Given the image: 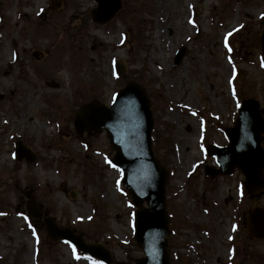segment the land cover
<instances>
[{"label":"rangeland","instance_id":"374dc122","mask_svg":"<svg viewBox=\"0 0 264 264\" xmlns=\"http://www.w3.org/2000/svg\"><path fill=\"white\" fill-rule=\"evenodd\" d=\"M51 1L0 0V264H104L50 240L47 216L105 246L111 264L145 256L133 238L139 205L109 163L115 151L106 131L74 128L79 105H109L141 70L144 86L157 79L163 91L153 145L168 170L170 252L180 264H264V237L247 230L248 210L264 207V193L251 196L237 167L205 175L206 165L219 167L206 149L228 144L224 130L240 101L258 99L264 116V0H122L105 24L92 20L95 0H60L56 9ZM18 141L33 162L14 158ZM25 192L41 206L40 220L29 216Z\"/></svg>","mask_w":264,"mask_h":264},{"label":"water","instance_id":"95a60500","mask_svg":"<svg viewBox=\"0 0 264 264\" xmlns=\"http://www.w3.org/2000/svg\"><path fill=\"white\" fill-rule=\"evenodd\" d=\"M97 7L91 10L97 23L113 19L122 8L121 0H96ZM60 2L54 1L53 8ZM264 59V28L261 34ZM185 55V47L178 50L174 65L178 66ZM119 73L124 69L119 65ZM153 103L146 89L137 81H131L121 89L115 100L107 106L97 100L81 105L75 115L74 126L78 135L86 131L99 133L107 131L111 147L115 150L112 163L122 171L123 184L139 205L135 213L134 239L143 248L146 256L136 259V264H172L169 251L170 217L166 207L167 169L155 157L152 143L154 128ZM229 145L210 146V153L216 157L220 168L207 167L206 175L229 174L235 167L246 177V186L253 195L264 190V148L261 144L264 133V117L260 101L254 98L240 103L239 115L233 127L225 130ZM18 160L33 161L34 155L19 142L16 149ZM29 201L30 214L40 216L34 196ZM146 201L148 207H144ZM49 237L55 241L66 239L90 256L100 258L109 264V251L101 244H88L82 235L70 229H59L51 218H45ZM248 231L253 237H264V208L248 210Z\"/></svg>","mask_w":264,"mask_h":264},{"label":"trees","instance_id":"16d2710c","mask_svg":"<svg viewBox=\"0 0 264 264\" xmlns=\"http://www.w3.org/2000/svg\"><path fill=\"white\" fill-rule=\"evenodd\" d=\"M146 70H141V73L136 77L137 80L139 81H143V78H142V75L143 73H145ZM157 83V79L154 80L153 79V84H151V80L148 82H146V87L148 88V94L149 96L152 98L153 102L155 104H158L160 101H161V98H162V95H161V92L162 89L159 91V90H155V84ZM167 124V127L168 128H171L173 127V125L169 124V123H166ZM157 138H156V143H157ZM155 147H156V144H155ZM173 220H175V216L173 215ZM181 260H182V257L180 256V254L178 253V251H175L172 253V261L174 264H180L181 263Z\"/></svg>","mask_w":264,"mask_h":264},{"label":"snow or ice","instance_id":"6c2138e0","mask_svg":"<svg viewBox=\"0 0 264 264\" xmlns=\"http://www.w3.org/2000/svg\"><path fill=\"white\" fill-rule=\"evenodd\" d=\"M231 35H232V32H229L228 36H231ZM225 40H226L225 47H228L227 37L225 38ZM229 51H231V48H229ZM262 66H264V65H262ZM193 114L195 115V113H193ZM109 163H111V161H109ZM112 166L115 167L114 164ZM66 243H67V241H66ZM75 251H76L75 246H73V252L75 253ZM77 259H79V256H77ZM93 264H96V262L94 261Z\"/></svg>","mask_w":264,"mask_h":264},{"label":"bare ground","instance_id":"6f19581e","mask_svg":"<svg viewBox=\"0 0 264 264\" xmlns=\"http://www.w3.org/2000/svg\"><path fill=\"white\" fill-rule=\"evenodd\" d=\"M32 96V95H31ZM30 96V103H32V98ZM33 108V105L30 104V106L28 107L29 110H31ZM24 111L21 112V114L23 113Z\"/></svg>","mask_w":264,"mask_h":264}]
</instances>
